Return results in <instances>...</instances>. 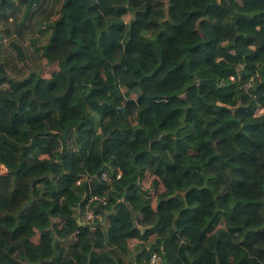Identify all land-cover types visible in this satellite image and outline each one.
Wrapping results in <instances>:
<instances>
[{
  "label": "trees",
  "instance_id": "16d2710c",
  "mask_svg": "<svg viewBox=\"0 0 264 264\" xmlns=\"http://www.w3.org/2000/svg\"><path fill=\"white\" fill-rule=\"evenodd\" d=\"M259 157L264 0H0V264H264Z\"/></svg>",
  "mask_w": 264,
  "mask_h": 264
},
{
  "label": "built area",
  "instance_id": "2783aa9c",
  "mask_svg": "<svg viewBox=\"0 0 264 264\" xmlns=\"http://www.w3.org/2000/svg\"><path fill=\"white\" fill-rule=\"evenodd\" d=\"M250 83L246 84V87H249ZM0 170L1 173L5 174L8 172V168L4 164H0ZM85 178L88 177L87 175L84 176ZM120 177V174L118 175ZM99 178L107 183L112 182V176L108 174V172H104L99 176ZM81 181H79L80 183ZM98 202L100 204H107L108 198L107 196H98V195H92L91 198L89 199V202L85 206L84 210V217L86 220H91L96 217L94 210L91 208V203L92 202ZM150 264H164V260L161 254L159 253H153L150 257Z\"/></svg>",
  "mask_w": 264,
  "mask_h": 264
},
{
  "label": "crops",
  "instance_id": "0c3cea01",
  "mask_svg": "<svg viewBox=\"0 0 264 264\" xmlns=\"http://www.w3.org/2000/svg\"><path fill=\"white\" fill-rule=\"evenodd\" d=\"M139 227L141 228L142 226L139 225ZM154 241H155V235H152V236L149 238V240H146V241L144 242V244H146L147 246H150ZM140 242H141V239H138V238H132V239L129 240L128 243H129V246H130V248H131V250H132V253L129 252V253H125V254H123V255H124V258H125L126 260H131V259H132V255H134L133 250L135 249V246H136L137 244H139ZM136 264H137V263H136Z\"/></svg>",
  "mask_w": 264,
  "mask_h": 264
},
{
  "label": "rangeland",
  "instance_id": "374dc122",
  "mask_svg": "<svg viewBox=\"0 0 264 264\" xmlns=\"http://www.w3.org/2000/svg\"><path fill=\"white\" fill-rule=\"evenodd\" d=\"M146 161V159H141V162H145ZM258 161H259V166L258 167H263L264 166V163H263V159H262V157H259L258 158ZM140 217V216H139Z\"/></svg>",
  "mask_w": 264,
  "mask_h": 264
},
{
  "label": "water",
  "instance_id": "95a60500",
  "mask_svg": "<svg viewBox=\"0 0 264 264\" xmlns=\"http://www.w3.org/2000/svg\"><path fill=\"white\" fill-rule=\"evenodd\" d=\"M142 230H145L146 228L145 227H141Z\"/></svg>",
  "mask_w": 264,
  "mask_h": 264
}]
</instances>
